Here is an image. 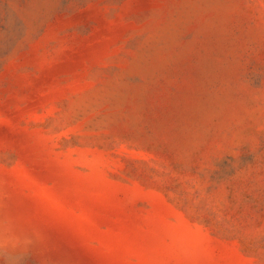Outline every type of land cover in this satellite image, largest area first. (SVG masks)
Listing matches in <instances>:
<instances>
[{
  "label": "rangeland",
  "instance_id": "1",
  "mask_svg": "<svg viewBox=\"0 0 264 264\" xmlns=\"http://www.w3.org/2000/svg\"><path fill=\"white\" fill-rule=\"evenodd\" d=\"M0 264H264V0H0Z\"/></svg>",
  "mask_w": 264,
  "mask_h": 264
}]
</instances>
